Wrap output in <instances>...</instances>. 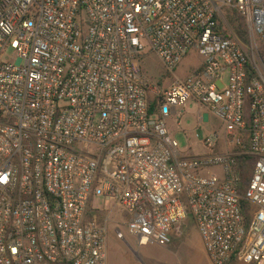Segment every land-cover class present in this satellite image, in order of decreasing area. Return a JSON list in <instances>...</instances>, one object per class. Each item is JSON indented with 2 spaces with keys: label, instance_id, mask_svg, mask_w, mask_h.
Segmentation results:
<instances>
[{
  "label": "built area",
  "instance_id": "obj_1",
  "mask_svg": "<svg viewBox=\"0 0 264 264\" xmlns=\"http://www.w3.org/2000/svg\"><path fill=\"white\" fill-rule=\"evenodd\" d=\"M191 100L221 126L185 159L168 122ZM116 210L139 247L192 217L212 264H264V0H0V264H107Z\"/></svg>",
  "mask_w": 264,
  "mask_h": 264
},
{
  "label": "rangeland",
  "instance_id": "obj_2",
  "mask_svg": "<svg viewBox=\"0 0 264 264\" xmlns=\"http://www.w3.org/2000/svg\"><path fill=\"white\" fill-rule=\"evenodd\" d=\"M241 38L245 37L241 36ZM10 54L11 52L7 58ZM201 62V56L196 53L191 54L183 66L177 70L176 75L184 77ZM145 63L152 77L159 81L164 71L158 58L152 56ZM201 108L197 101L191 100L184 107L179 108L178 113L168 122L171 136L179 142L182 158L195 159L211 153L204 141L221 126V122L205 110L206 122L199 127L198 115L203 111ZM250 166H253V161L250 162ZM217 171L214 170V172ZM94 205L107 211H112L113 206L107 204L102 198H97ZM122 215L124 213L121 210H116L111 216L107 264H212L198 227L192 218L178 227L174 244L168 248H162L154 244L139 247L138 239L131 234L127 223L121 220ZM117 230H121L125 241L118 239Z\"/></svg>",
  "mask_w": 264,
  "mask_h": 264
},
{
  "label": "trees",
  "instance_id": "obj_3",
  "mask_svg": "<svg viewBox=\"0 0 264 264\" xmlns=\"http://www.w3.org/2000/svg\"><path fill=\"white\" fill-rule=\"evenodd\" d=\"M230 16H231V20L234 23H236V25H237L238 33H240V35L242 37H245L246 36V29H245V23H244V20L242 19V17L238 16V14L236 12L231 13ZM155 105H156V102L153 100L151 102V111H152V113L155 111ZM246 149L247 150L250 149L249 140H248V142L246 144ZM251 161H253V159L251 157H240L239 158V162H240V165H241V168H242L241 181H240V186H239V194L242 197L240 203H241V206L243 208V215H244V218H245V227L246 228L249 226V223H250L249 211L251 209V206L244 199V197L246 195L247 185H248V183L251 180L252 166H250V164H249ZM190 218H192V217H189V219ZM229 264H238L237 261H236V258H233L232 261Z\"/></svg>",
  "mask_w": 264,
  "mask_h": 264
},
{
  "label": "crops",
  "instance_id": "obj_4",
  "mask_svg": "<svg viewBox=\"0 0 264 264\" xmlns=\"http://www.w3.org/2000/svg\"><path fill=\"white\" fill-rule=\"evenodd\" d=\"M177 233H178V230H176V232L174 233V235H173V243L172 244H174V242H175V238H176V235H177ZM208 256V255H207ZM210 260V259H209ZM211 262V261H210ZM212 263V262H211Z\"/></svg>",
  "mask_w": 264,
  "mask_h": 264
}]
</instances>
